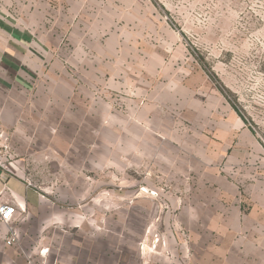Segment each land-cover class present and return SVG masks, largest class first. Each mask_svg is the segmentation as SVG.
<instances>
[{
  "label": "rangeland",
  "instance_id": "374dc122",
  "mask_svg": "<svg viewBox=\"0 0 264 264\" xmlns=\"http://www.w3.org/2000/svg\"><path fill=\"white\" fill-rule=\"evenodd\" d=\"M86 2L94 7L90 14L98 11L90 23H99L100 35L114 32L120 39L119 59L134 87L153 90L159 99L163 88L179 84L203 92L215 86L245 124L263 134L264 0ZM88 59L93 65L95 58ZM76 60L82 67L81 58ZM14 69L0 65V142L6 140L12 160L24 162L29 183L48 203L74 212L77 223L86 217L98 231L99 224L106 225L101 239L106 235L109 259L136 256L133 238L148 241V232L135 233L133 226L139 223L147 231L154 219L158 230L151 246L157 249L171 202L165 206L151 193L165 188L148 183L161 174L148 169L154 153L141 134L159 122L139 126L118 118L120 93L101 84L99 72L85 78L81 68L67 73L48 66L25 82ZM80 235L71 239L83 245L92 236Z\"/></svg>",
  "mask_w": 264,
  "mask_h": 264
},
{
  "label": "crops",
  "instance_id": "0c3cea01",
  "mask_svg": "<svg viewBox=\"0 0 264 264\" xmlns=\"http://www.w3.org/2000/svg\"><path fill=\"white\" fill-rule=\"evenodd\" d=\"M86 3L0 0V65L16 67L25 82L48 66L67 73L81 68L85 78L99 72L100 83L120 93L118 118L139 126L159 122L141 135L154 153L148 169L161 174L148 183L165 188L151 193L165 206L171 202L160 224L164 239L153 249L155 219L147 231L138 223L133 232H148V241L133 238L136 256L109 259L106 235L101 239L107 226L99 224L98 231L86 217L77 223L74 212L48 203L27 180L24 162L8 154L0 166V198L16 208L10 223L18 241L8 246V226L0 223V264H264V144L215 86L203 92L179 84L163 88L159 99L134 87L119 59L120 39L114 32L100 35L99 23H90L98 11L90 14L94 7ZM75 231L94 240L88 236L82 245L71 239Z\"/></svg>",
  "mask_w": 264,
  "mask_h": 264
},
{
  "label": "built area",
  "instance_id": "2783aa9c",
  "mask_svg": "<svg viewBox=\"0 0 264 264\" xmlns=\"http://www.w3.org/2000/svg\"><path fill=\"white\" fill-rule=\"evenodd\" d=\"M259 140L264 144V133L255 132ZM3 137V134L0 135ZM9 152V145L6 144V140L0 142V166L3 164V157ZM2 175H0V180ZM16 213V208L10 203L4 202L0 198V223L6 224L8 226V236L6 238V244L8 246L14 245L18 241V231L15 226L11 225V220ZM159 241V240H158Z\"/></svg>",
  "mask_w": 264,
  "mask_h": 264
}]
</instances>
